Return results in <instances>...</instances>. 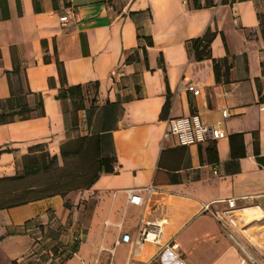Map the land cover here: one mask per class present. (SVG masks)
<instances>
[{
    "label": "crops",
    "instance_id": "obj_1",
    "mask_svg": "<svg viewBox=\"0 0 264 264\" xmlns=\"http://www.w3.org/2000/svg\"><path fill=\"white\" fill-rule=\"evenodd\" d=\"M206 31L210 57L226 60L217 80L211 59L189 50ZM78 84L80 98L55 97ZM11 95L33 110L0 123V264H37L31 232L54 236L69 223L80 242L62 264H249L240 249L264 255V0L197 9L190 0H0V100ZM193 113L221 120L224 135L187 146L163 136L169 118ZM81 137H95V181L36 198L34 148L64 161L61 149ZM229 198L233 224L201 212ZM89 199L84 232L79 207ZM159 221L158 244H132ZM122 233L130 242L116 243Z\"/></svg>",
    "mask_w": 264,
    "mask_h": 264
},
{
    "label": "trees",
    "instance_id": "obj_2",
    "mask_svg": "<svg viewBox=\"0 0 264 264\" xmlns=\"http://www.w3.org/2000/svg\"><path fill=\"white\" fill-rule=\"evenodd\" d=\"M191 7L194 9L207 7L212 5V0H203L202 3L199 0H190ZM213 33L206 31L201 36L190 39L188 41L189 50L191 52L192 58L194 60H202V59H211L212 68L214 71V75L216 80L218 79V65L221 63H226L225 59L215 60L210 57L209 52V44L212 39ZM227 65L225 64V69ZM224 69V70H225ZM82 92V85H74L69 86L66 89H60L58 93L55 95L57 99L59 98H66V97H73L79 96ZM42 98L36 102V107L42 109ZM33 109L29 107L25 101V96L20 95H11L10 97L0 100V123H5L8 121L13 120L15 116H20L22 118L30 116V113ZM92 149H95V137H81L74 141L72 148H62L60 151V156L62 158H72V157H79L86 154V152H92ZM1 152V149H0ZM102 160V159H101ZM57 155L51 156L49 163L45 161V158H41V161H35V168L31 170V173H37L40 171H47L50 165L56 163ZM101 162V161H100ZM108 171L111 169L106 168ZM24 176V175H23ZM79 177L87 178L85 182L82 183L83 187H89L95 181V156H91L89 158L88 168L84 171H81L78 174ZM22 177V176H21ZM16 178V177H15ZM77 188V186L67 187L66 189L60 191H52L48 193H37L36 191V198H41L45 196H52L53 194L57 193H65L66 191L72 190ZM22 202V201H21ZM65 224L64 226H57L52 230L55 232L54 236L50 234L42 235V232L39 228L33 230L31 232L35 243L33 245L32 250L28 254L29 256H33L32 260L37 264H51L53 261H58L63 257H70L72 253L76 251L78 248V241L71 242L66 247H63L62 243L66 238L65 233ZM38 226H43L38 224Z\"/></svg>",
    "mask_w": 264,
    "mask_h": 264
},
{
    "label": "built area",
    "instance_id": "obj_3",
    "mask_svg": "<svg viewBox=\"0 0 264 264\" xmlns=\"http://www.w3.org/2000/svg\"><path fill=\"white\" fill-rule=\"evenodd\" d=\"M60 20H66V15L60 17ZM186 89L192 94H197L198 92V90L191 84H188ZM227 115V110L224 109L220 111L221 118H225ZM220 124L221 120H217L211 124H205L201 121L199 115L194 113L185 116L171 117L167 120V129L164 132L163 136L172 137L178 145L187 146L195 143H200L207 138L217 139L222 137L224 133L219 128ZM114 169L116 171L118 170L117 167H115ZM213 173H215L214 170ZM150 189V187L143 188L145 192H149ZM138 190H129L127 193L128 201L134 205H138L140 203L141 197L137 193ZM225 203L226 207L219 211L211 210L208 203L202 204L201 212L210 214L222 224L223 222L233 224L231 215L238 208H236L233 198L226 199ZM161 223V221L156 223H145L144 226L138 231V234L131 240L132 244L137 247L146 242L158 244L161 233ZM65 233L66 238L62 243L63 247H66L74 241H78V243L80 242V234L76 230L73 223H69L68 225H66ZM119 241L124 243L130 242V234L122 233L120 239L117 240L116 243H118ZM240 250L251 264H264V255L256 257L248 253L244 249Z\"/></svg>",
    "mask_w": 264,
    "mask_h": 264
},
{
    "label": "rangeland",
    "instance_id": "obj_4",
    "mask_svg": "<svg viewBox=\"0 0 264 264\" xmlns=\"http://www.w3.org/2000/svg\"><path fill=\"white\" fill-rule=\"evenodd\" d=\"M34 150L37 151L35 154L37 161L40 162L43 155L45 161L49 163L50 156L46 152L40 151L43 150L42 147L36 146ZM90 157L91 152H86V154L83 156L69 158L64 161L57 159L56 163L50 165L47 171L39 172L35 176L34 181L37 186V193H48L54 190L60 191L66 189L67 187L76 186L85 182L87 178L79 177L78 174L88 168ZM91 205L92 199H89L87 203H83L82 207H79V223L81 224L80 226L84 232L87 230L86 226L88 217L90 215ZM71 255H73V253ZM66 258L67 256L59 259L58 261H53L51 264H62ZM247 261L249 264H251L248 259Z\"/></svg>",
    "mask_w": 264,
    "mask_h": 264
}]
</instances>
